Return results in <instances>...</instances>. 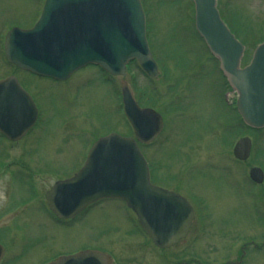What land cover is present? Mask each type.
I'll use <instances>...</instances> for the list:
<instances>
[{"label": "rangeland", "instance_id": "obj_1", "mask_svg": "<svg viewBox=\"0 0 264 264\" xmlns=\"http://www.w3.org/2000/svg\"><path fill=\"white\" fill-rule=\"evenodd\" d=\"M42 1L0 0V78L15 74L39 103L42 126L27 137L25 149H30L27 161L31 166L38 165L42 153V190L68 174L72 165L76 167L99 136L112 131L131 135L120 104L119 83L125 80L139 105L152 107L162 115L161 133L141 148L151 164L154 182L183 192L192 187L208 204L207 231L205 228V233L196 238L192 251L198 253L202 264H221L233 249L237 264H264V179L254 184L247 176L252 165L264 172V128L246 129L239 116L223 104L217 60L210 58L194 31L191 0H140L147 23L146 38L159 72L156 78L143 74L132 61L123 76L105 75L88 65L66 80L15 70L4 58L6 30L32 24ZM217 6L221 18L244 45V64L256 43L264 38V0H217ZM225 93L233 103L235 94L231 90ZM242 134L252 139V151L246 160L238 161L231 154L230 143L234 135ZM23 141L26 139L3 145L2 153L6 154L0 162L15 157ZM5 174L0 171V201ZM26 195L22 193L21 197ZM121 212L120 202L104 199L70 226L54 232L43 215H29L23 220L13 217L11 221L19 227L15 231L18 245H32L36 252L48 247L77 251L103 244L117 255L127 251L131 258L144 260L148 255L136 249L140 235L129 234ZM94 213H100L103 220L98 216L91 219ZM195 232L185 242H190ZM23 259H19L22 264Z\"/></svg>", "mask_w": 264, "mask_h": 264}, {"label": "water", "instance_id": "obj_2", "mask_svg": "<svg viewBox=\"0 0 264 264\" xmlns=\"http://www.w3.org/2000/svg\"><path fill=\"white\" fill-rule=\"evenodd\" d=\"M194 25L229 85L237 91L236 107L252 127L264 125V41L250 62L239 68L243 46L219 18L215 0H193ZM6 60L20 69L62 80L86 64H96L111 75H123L128 61L136 59L148 75H157L145 38L144 14L139 0H44L30 28H10L3 41ZM207 51V49H206ZM123 112L134 137L109 133L90 146L83 165L69 178L57 180L46 192L51 211L70 217L101 198H120L136 214L152 241L168 246L181 237L191 211L176 194L149 182L148 168L137 142L150 141L161 128L160 115L140 108L126 83L120 84ZM35 107L17 79H0V131L19 137L34 121ZM261 131V129H258ZM248 137L238 139L233 155L245 159ZM255 182L258 167L249 169ZM49 264H111L97 251L62 256Z\"/></svg>", "mask_w": 264, "mask_h": 264}, {"label": "flooded vegetation", "instance_id": "obj_3", "mask_svg": "<svg viewBox=\"0 0 264 264\" xmlns=\"http://www.w3.org/2000/svg\"><path fill=\"white\" fill-rule=\"evenodd\" d=\"M32 98L36 103L38 109V116L35 124L22 137L15 141L8 140L7 138H4L0 135V139L2 140V145L0 146V158L6 154V152L4 154L2 153L3 145H6V143L17 144L19 141L26 139V141L22 142V144L24 145L20 146L19 153L16 154L15 157L7 160H1L0 162V171L6 173L5 183L2 185V200L0 201V232H4L2 235H0V264H22V262L19 261V259L21 258H24V264H46L52 260H55L62 254H69L76 251H60L58 249H51L48 247L41 253L36 252V248H32V245L29 247H25L24 244L18 245V235L15 231L19 230V227L16 225L17 223L12 222L13 217H16V219L22 217L21 220H23L29 215L32 217L35 214L41 216L43 215L48 222V227L52 229L51 231L53 232L55 229L68 227L77 220L75 218L59 219L48 210L45 203L44 194L50 185L45 190H42L39 181L42 179V166L44 165V158L42 160L41 155L42 153H39L38 151V153L40 154H38L40 156H38V165L31 166L27 161L29 159L30 153L29 148L25 149V142H27V137L32 133H35L34 130L37 126L40 125L38 128L42 126V124L39 123V121L41 120L39 103L34 95L32 96ZM73 167V165L72 167H70V171L75 168ZM56 179H54L53 181H55ZM159 186L167 188L179 194L191 206L192 218L190 219L188 230L184 237L179 239L171 246L163 248L157 247L142 232L134 219L131 218L130 213H128L126 209L121 205L123 211L121 212L122 221L126 222L125 224L129 228V234L132 235L133 233H135L140 235V238H138L139 244L136 247L137 251H143L144 254L146 253L148 256H146L144 260H141L140 257L137 258V256L136 258H131L130 254H127V251H124L125 254H120V256L103 244L90 245L85 248L96 249L107 253L110 256L113 264H202L203 262L198 253H194L196 251H192L193 248L191 247L193 246V243H195L196 238L199 237L200 234L205 233L206 227L208 228L207 211L209 207H207L208 204L206 200L202 196H199L192 187H188V189L183 192L169 184H161ZM22 193H26L27 195L21 197ZM98 205L99 203L92 205L91 208H97ZM32 210L34 212H32ZM205 213L207 214V218L204 219L203 214L206 215ZM95 217H97V219L100 221L103 220L100 213H94L91 219ZM6 223H8L7 225H9V227L7 226V228L5 227ZM89 225L91 226L92 223L90 222ZM194 229L196 230V232L191 238L190 242H185L186 238L190 236V233ZM218 231L221 232L220 230ZM223 231L221 233H223ZM183 243L184 245L181 248H177ZM233 251L235 252L234 249ZM234 252L229 254L221 264L239 263V261L235 259L236 256ZM33 256H37L35 260L30 259V257Z\"/></svg>", "mask_w": 264, "mask_h": 264}]
</instances>
